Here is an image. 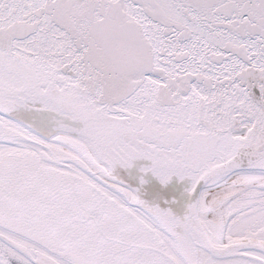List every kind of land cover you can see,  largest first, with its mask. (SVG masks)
<instances>
[{"label": "snow or ice", "instance_id": "obj_1", "mask_svg": "<svg viewBox=\"0 0 264 264\" xmlns=\"http://www.w3.org/2000/svg\"><path fill=\"white\" fill-rule=\"evenodd\" d=\"M0 264H264V0H0Z\"/></svg>", "mask_w": 264, "mask_h": 264}, {"label": "water", "instance_id": "obj_2", "mask_svg": "<svg viewBox=\"0 0 264 264\" xmlns=\"http://www.w3.org/2000/svg\"><path fill=\"white\" fill-rule=\"evenodd\" d=\"M146 166H150V162H138L137 168L125 175L126 183L131 188H142V199L154 202L163 208L171 207L174 213L182 214L186 210V205L191 202L187 195L190 183L188 181L181 182L178 178L174 177L169 185L163 186L155 177L148 174L143 177L147 183L141 186L140 178L142 174L139 172V168Z\"/></svg>", "mask_w": 264, "mask_h": 264}]
</instances>
